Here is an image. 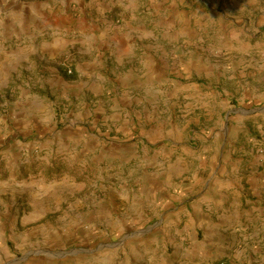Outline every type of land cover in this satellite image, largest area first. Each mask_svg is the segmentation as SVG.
Here are the masks:
<instances>
[{
	"label": "rangeland",
	"instance_id": "rangeland-1",
	"mask_svg": "<svg viewBox=\"0 0 264 264\" xmlns=\"http://www.w3.org/2000/svg\"><path fill=\"white\" fill-rule=\"evenodd\" d=\"M52 1L55 0L35 2L43 7H38L43 10L42 21L35 25L19 4L0 6V49L22 51L47 39L46 32L50 40L70 36L64 29L69 26V10L58 0L55 6H49L47 2ZM113 1L121 10L130 7L128 0ZM163 1L138 0L134 3L136 12L130 8L117 11L119 26L146 22L145 27L135 31L145 45L150 42L149 49L140 47L134 59L118 65L117 70L122 74L129 68L151 74L157 70L141 94L152 96L153 86L160 91V101L167 95L174 96V110L185 115L177 119V125L187 119L192 121L186 132L175 137L182 141L183 150L197 151L210 144V133L226 124L225 118L217 119V111H231L224 131L230 135L225 140L222 163L244 165L248 170L251 166L261 172L264 0H174L172 6ZM40 32L42 37L34 40ZM153 49L158 68L150 57ZM90 57L64 46L56 59L45 63L44 69L20 70L9 76L8 83L0 89V264H264L261 200L242 205L240 212L246 213L235 223L236 242L233 245L231 239L228 241L231 230L224 234L222 247H192L190 236H175V227L171 237L160 230L158 237L168 241L165 247H134L139 235L157 233L163 226L159 217L137 220L122 229L107 225L105 215L111 209L104 204V185L119 188L117 177L131 175V157L140 156L136 160L147 164L153 160L173 162L179 149L171 146L175 143L166 132L165 118L158 117L163 107L157 109L156 121L143 113L139 125L130 121L121 127L112 125L113 131H109L104 120L108 94L95 91L93 86L98 84L99 76L104 77V70L110 67L114 71L116 65L91 68L87 64ZM76 65L80 66L77 70ZM69 69L72 74H68ZM187 70L194 74L187 75ZM86 80H90L88 92L80 90L84 85L80 81ZM192 86L198 87L199 96L212 95L216 86L228 95L219 109L215 101L192 98L184 90ZM133 91L136 92L132 90L130 96L136 95ZM195 101L203 105L196 114L191 113ZM141 106L135 102L121 106L123 121L143 110ZM2 130L9 134L7 139ZM214 144L215 141L213 149L219 148ZM116 146L127 148L128 162L114 150ZM172 150L176 151L174 156ZM191 174L189 166L188 176ZM91 192H96L97 197L87 209L83 200L92 199ZM203 236H199V242ZM181 238L188 244L175 247Z\"/></svg>",
	"mask_w": 264,
	"mask_h": 264
},
{
	"label": "crops",
	"instance_id": "crops-1",
	"mask_svg": "<svg viewBox=\"0 0 264 264\" xmlns=\"http://www.w3.org/2000/svg\"><path fill=\"white\" fill-rule=\"evenodd\" d=\"M137 1L128 0L127 3L130 7L125 8H130L133 13L136 12L138 7L134 3L137 4ZM35 2H38V0H16L14 3L15 5L19 4L21 10L30 14V20L34 25L35 23H41L43 17L42 4ZM58 2L62 3L65 10L68 9L70 12L68 17H66L69 26L64 28L69 30L70 36L63 40H50L51 37L46 32L48 35L47 39L42 38L40 39V44L30 45L28 46L29 48L22 51L19 48L5 52L0 49V89L8 83L9 76L20 70L22 71L25 68L32 70L36 67L44 69L45 63L56 59L61 54L64 46H69L73 51L91 56L87 63L91 68L105 69L108 64L111 66L116 65V70L114 69V71L110 67L108 68L109 70H104V77L99 76L98 84L93 86L95 91H104V93L107 92L108 94L107 100H105L108 109L106 110L107 112L104 110L106 113L104 120L108 124L109 131H113L112 125L121 127V125H125V123L130 121L133 123L136 121V124L139 125L143 119V113L145 117H152L151 120L156 121L157 109L163 107L159 111L158 117L162 115L165 118L163 122L166 124V132L172 139L170 141L175 143L171 144V146L179 149V151L176 153L177 156L175 155L173 162L169 159L166 163L153 160L147 164V162L140 159L136 160L140 156L131 157L130 160L134 159V164L129 165L131 168L129 171L127 170L131 175L117 177V179H120L119 188L114 185L109 187H106L108 184L104 185V204L111 209L105 215V218L108 219L107 225L114 224L122 229L125 224L129 223L131 225L137 220L148 219L150 221L159 217L163 221V226L160 227L157 233L148 231L147 234L139 235L138 240L134 242V247L167 246L168 241L160 239L158 234L162 230V235L171 237L173 235H171L174 230L173 227H175V236H190V239H192V244L190 245L192 247H222L224 246V234L232 230L230 236H228V241L230 243L231 239V244L234 245L237 234L235 223L237 219H243L246 213L245 211L240 212L242 205L248 202L253 203L250 200L264 201V169L257 173L251 166L249 167L251 170H248L244 165L230 166L222 163L224 152L226 151L224 149L225 140L230 135L227 132V135H225L224 131L228 127L230 120L228 114L231 111H223L220 107L222 106L223 97L228 94L224 89L216 86L211 91L212 95L209 96V93H206L203 96V93H201V96H199L197 86L185 87L184 90L189 92L192 98L202 97L201 99L204 100L215 101L220 109L217 111L216 117L217 119L225 118L226 124H224V128H218L216 132L212 131L210 133L209 140L212 142L204 148L197 151L192 150L193 148L181 149L182 141H176L175 137L186 132L192 121L187 119L181 125H177V119L185 117V115L176 113L174 110V96L167 95L160 101L158 100L160 91L153 86L150 91L152 96H142L141 94L142 89L145 88L144 84L148 82V78L151 76L155 77L157 70L152 71V74L148 71L142 72L140 70L134 72L131 68L127 70V73L123 74L117 70L118 65L128 62V59H134L133 54L138 53L141 50L140 47L149 49L150 42L145 45L143 37H140L138 32L135 31V29L145 27L146 22L132 21L130 23L127 22L126 25L119 26L117 24L119 22L117 21V11H124L125 8L121 10L118 8L120 5L117 4V1L113 0H58ZM58 2L55 0L47 2V4L55 6ZM163 2L170 6L175 3L174 0H164ZM235 4L241 5L237 1H235ZM3 5L5 4L0 0V6ZM39 6L42 9L39 10ZM54 28L57 27L52 29ZM54 34V32L51 33L52 36ZM42 35V32L36 34L34 40H39ZM152 39L154 40L153 37ZM152 51L153 54L150 57L153 65H156V53L154 49ZM117 52H120L119 56H117ZM162 56L158 57L159 60ZM75 67L76 70L80 68L77 65ZM158 67L159 64H157ZM193 74V70H190L187 75ZM218 75L220 77L225 76L222 73H218ZM78 78H81L80 75ZM89 83L90 80L80 81V84H84L83 87H80V90L88 92ZM132 90L136 91H133L136 95L130 96L129 93ZM145 91L148 92V90ZM218 98L219 101L217 100ZM132 102L142 105L141 108L143 110L139 109L137 113H134V116H129L130 120L123 121L121 106L127 103L132 105ZM1 106L2 103H0ZM202 107L203 105H199L198 101H195L191 113L196 114L195 111ZM198 116L200 117V115ZM234 116L235 114L232 116L230 123L235 118ZM154 126L155 124L152 125V128ZM116 130L118 131L119 129ZM154 131L157 130L155 129ZM1 133L4 138L7 139L9 137L6 131L2 130ZM178 136L177 138H179ZM104 139L108 140L109 137ZM220 140L222 141L221 145H219ZM214 141V145L219 146V148L213 149L211 147ZM122 142L124 143V140ZM119 147L116 146L114 150L122 153L124 159L126 158L125 161L128 162L127 148ZM173 152L176 151L172 150V156H174ZM144 158L148 159L147 156ZM189 166L193 169L191 176H188ZM258 168L257 170H261ZM95 193H90L92 197L90 200L84 198L83 201L87 209L90 208L91 203H95L94 197H97ZM260 204L263 205V203ZM259 210L262 212L263 208L260 207ZM248 215L247 213L246 216ZM200 232L201 235L204 234L202 242H199ZM209 237L214 238L209 239ZM263 238L262 236L261 240ZM208 239L209 241H207ZM177 240L179 243L175 247H182L188 244L183 241L187 239L181 238ZM261 240L258 238V243H261Z\"/></svg>",
	"mask_w": 264,
	"mask_h": 264
},
{
	"label": "built area",
	"instance_id": "built-area-1",
	"mask_svg": "<svg viewBox=\"0 0 264 264\" xmlns=\"http://www.w3.org/2000/svg\"><path fill=\"white\" fill-rule=\"evenodd\" d=\"M16 0H1V2L5 5H9V4H12L14 3ZM68 74H72V71L69 69L68 70Z\"/></svg>",
	"mask_w": 264,
	"mask_h": 264
}]
</instances>
